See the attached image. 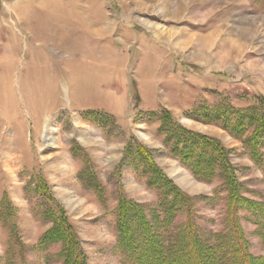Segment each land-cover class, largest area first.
Returning <instances> with one entry per match:
<instances>
[{"label":"rangeland","instance_id":"374dc122","mask_svg":"<svg viewBox=\"0 0 264 264\" xmlns=\"http://www.w3.org/2000/svg\"><path fill=\"white\" fill-rule=\"evenodd\" d=\"M188 232L264 264V0H0V264H183Z\"/></svg>","mask_w":264,"mask_h":264},{"label":"trees","instance_id":"16d2710c","mask_svg":"<svg viewBox=\"0 0 264 264\" xmlns=\"http://www.w3.org/2000/svg\"><path fill=\"white\" fill-rule=\"evenodd\" d=\"M187 235L189 236V240L186 241V245L189 246V248H191V252H190V257L191 258L189 257V259H191V260H186L187 262L183 261L184 262L183 264H211L209 262L214 263L215 260L214 261L213 260L212 261L209 260V262H205V261H203L201 259V256H200L199 250H198L199 247H198L197 242L195 241L194 238H192V236L190 237L189 232L186 233V236ZM188 236H187V238H188ZM232 243H233V245H232ZM232 243H230V244L232 245L233 250L235 252L231 253V254H228V255H225L227 257H225V259H220L219 262L216 260V262H218L217 264H250V261H249V259L247 257V254H246L245 250H244V244L239 242V239H237L236 236H233V242ZM219 246H221V245H219ZM150 247L152 248V246H150ZM153 247H154V245H153ZM216 247L217 246H215V248ZM151 248H148V250H150ZM228 248H229V245H227V244H225L224 247L222 246L223 250L228 249ZM152 250L155 251L154 248ZM150 255L151 254H143L144 257L142 259H146V260L148 259V263L149 264H161V262H159V260H160V258H162L164 256L156 255L157 257L155 258V255H154V257H150ZM182 257H185L187 259L186 255L182 256ZM167 258L168 257H166V259ZM149 260H150V262H149ZM165 264H171V261H166ZM174 264H181V262L180 261H175Z\"/></svg>","mask_w":264,"mask_h":264},{"label":"bare ground","instance_id":"6f19581e","mask_svg":"<svg viewBox=\"0 0 264 264\" xmlns=\"http://www.w3.org/2000/svg\"><path fill=\"white\" fill-rule=\"evenodd\" d=\"M173 41H174V40H173ZM180 43H181V44H180ZM186 43H187V42H186ZM170 44H171L172 46H177V45H179V46L182 45V46H183V45L185 44V42H184V41H181V42H179V44H176V45H175V43L173 44V42L171 41ZM186 45H187V44H186ZM208 56H209V55H208ZM220 56L222 57L221 54H220ZM204 57H206V56H204L203 53H200V54H199V58H197V59H200V60L206 61V58H204ZM222 58H223V57H222ZM193 60H194V61H197L196 59H193ZM207 60H208V59H207ZM221 62H223V59H222V60L219 59V63H221ZM198 63H199V62H198ZM139 136H140L141 138L145 139V136H144L143 134H139Z\"/></svg>","mask_w":264,"mask_h":264}]
</instances>
